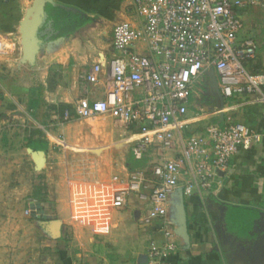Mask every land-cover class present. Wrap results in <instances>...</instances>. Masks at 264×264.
Wrapping results in <instances>:
<instances>
[{"label":"crops","instance_id":"1","mask_svg":"<svg viewBox=\"0 0 264 264\" xmlns=\"http://www.w3.org/2000/svg\"><path fill=\"white\" fill-rule=\"evenodd\" d=\"M131 2L132 0H0V53L4 52L2 48L6 49L4 54H0V181L9 176L5 173V177L1 178L2 171L10 173L11 170L19 174L16 179H13L14 174L10 175L8 181H26L23 171L28 166L25 164H29L34 171L37 169L34 151L40 150L38 146L41 140L46 142V148L42 150L44 164L54 157L49 141L52 137L50 127L58 124L65 127L86 119L76 115L73 110L78 98L103 97L104 84L102 82L98 85L89 84L83 76L100 57L109 56L111 39L108 42L104 40L107 38L108 28L131 18ZM48 7L79 14L82 18L88 19L89 23L73 32L59 33L58 29L54 30L48 24ZM241 16L244 28L240 36L251 37L258 44L256 56L246 64L247 68L254 73H264V14L260 10L250 8L243 9ZM40 32L44 38H40ZM50 34L52 39H48ZM8 49L14 52L16 49L17 52L13 55L14 53H10ZM204 80L202 78V81ZM197 98L198 94L195 91L185 116L187 125L182 130L184 137L202 132L211 123L223 125L228 119L246 122L256 130L263 129L260 104L242 103L231 111L226 110L222 115L209 116L208 112L212 111L214 105L199 103L200 106L197 107ZM59 105H66L70 110L68 120H64L63 113H59ZM201 107L206 110L205 113L200 112ZM95 116L107 117L108 120L105 126L101 123L91 125L96 133L99 134L101 131L117 133L122 137L120 141L126 143L125 139L129 134L122 127L114 126L110 115ZM29 118L34 123H31ZM11 120L19 123L10 128L7 125ZM17 125L22 126L18 144L11 136ZM90 138V145L84 147L91 148L89 151L84 150L94 156L96 153L90 152L91 149H99L100 146H105L103 149L110 147V144L97 145V135ZM58 140L56 138V142ZM28 141L33 145H28ZM179 150L176 145L166 151L165 155L171 158L177 155ZM126 167V164L122 163L113 167L111 177L114 174H125ZM111 177L110 181L115 189ZM179 180V186L170 195L168 203V217L173 220V238L177 244V252L168 258L167 264H264V232L258 233L252 239H238L226 232L221 224L230 205L252 207L264 212L262 138L255 140L247 149L240 148L231 157L227 169L218 171L213 176L211 189L186 194L183 192L184 178L180 176ZM2 195H5L4 190H0V197ZM44 196L41 208L48 204L46 194ZM29 199L28 207L36 202L33 197ZM138 204L135 197H132L126 206L129 208L125 207L121 209L123 212L112 215L114 218L118 216L115 223L108 224L111 229L109 240L103 241L100 234L91 238L97 246L93 249L94 256L89 257L87 261L83 260L84 257L80 259V256L77 259L80 261H71L73 257L67 249L68 246L60 247L59 256L64 264H133L143 260L150 241L160 242L162 234L155 223L148 226L136 220L139 214ZM180 205L186 215L187 240L179 236L176 230L179 225ZM41 208L40 210L45 212L46 208ZM53 222L58 223L55 228L58 234L54 237L57 240L52 242L60 245L62 242L58 241L64 235L61 222L50 220L43 223L47 224L48 230L52 232ZM117 232L122 234L118 236ZM179 232L184 236L183 229ZM110 234L115 237L116 245ZM77 236L74 234V238H79ZM62 241L64 243L65 240ZM106 242L110 243L109 248L105 247Z\"/></svg>","mask_w":264,"mask_h":264},{"label":"built area","instance_id":"2","mask_svg":"<svg viewBox=\"0 0 264 264\" xmlns=\"http://www.w3.org/2000/svg\"><path fill=\"white\" fill-rule=\"evenodd\" d=\"M131 5V18L112 26L109 56L100 57L83 76L89 84H104L103 97H80L73 110L82 118L110 115L113 125L129 134L125 140L135 160L153 157L145 161L147 169L112 175L111 206L124 209L135 197L140 223H155L162 234L133 264H167L177 252L168 203L180 176L186 194L209 190L213 176L227 169L240 148L264 141V73L246 65L258 44L240 36V11L257 7L264 14V0H132ZM210 69L224 100L222 113L242 103L260 104L262 130L228 119L182 135L197 84ZM62 117L69 119L68 108ZM176 145L178 154L167 157L165 152ZM39 211L33 202L25 213L35 217Z\"/></svg>","mask_w":264,"mask_h":264},{"label":"rangeland","instance_id":"3","mask_svg":"<svg viewBox=\"0 0 264 264\" xmlns=\"http://www.w3.org/2000/svg\"><path fill=\"white\" fill-rule=\"evenodd\" d=\"M250 8L259 10L257 7H246L244 10ZM242 11H240V15ZM111 27L108 28L109 36L107 35V38L104 39L107 42L110 39ZM1 50L4 52L0 54H4L6 51L4 48ZM9 52L15 55L17 51L15 49V52L11 50ZM207 72L209 73V71ZM204 79L207 82L204 80L197 84L196 105L199 107V103L212 104L214 107H212V111L208 112V115L220 114L223 107L221 104H216L213 87L209 81L210 77L205 76ZM211 82L214 84L213 78H211ZM29 121H31L30 118ZM107 122V117L93 116L82 119V121L78 120L65 127L61 124L52 126L50 127L52 137L49 141L54 157L50 161L38 165L35 171L26 163L25 165L28 167L23 171L26 181L23 182L8 181L10 175L14 174L13 179L17 178L19 174L17 171L11 170L10 173L2 171L1 178L5 177V173L9 176L0 181V190H4L5 194L0 197V264H64L59 256V248H67V246L73 257L71 261H80L77 260L79 256L80 259L84 257L83 260L87 261L89 257L94 256L93 249L97 246V243L91 238L100 234L103 241L109 240L111 229L108 224L109 222L115 223L118 216L116 215L114 218L112 215L120 213V211L123 212V210L111 208L110 205L114 190L110 181L113 167L122 163L126 164L127 169H147L149 165L145 161L153 159V157H148L145 161H137L129 152V143L120 141L122 137L119 134H112L113 132L108 131H101L98 134L91 127L94 123H101L102 126H105ZM16 123L19 122L11 120L7 126L14 128ZM31 123L34 122L31 121ZM21 135L22 126L17 125L14 132L11 133L13 141L18 144ZM96 135L98 136L97 145L110 144V147L105 148L106 150L103 149L105 146L91 149L90 152L100 153L94 156L87 152L91 147L84 146L90 145V137H96ZM56 138L59 139L57 142ZM148 174H150L149 170ZM38 185L44 189L39 195L44 198L46 194L48 204L42 206V208H46L45 212L40 210V213L34 218L27 215L25 210L28 208L29 197L33 196V188ZM35 201L37 200L35 199ZM127 208L129 207L125 209ZM137 217L136 220L140 222L139 214ZM50 220L60 221L62 224L64 235L58 241L62 242L60 245H55L52 242V240H57L54 237L58 234L55 229L58 223L51 224L52 232L48 230L47 224L43 223ZM74 234L79 238H74ZM121 234L118 233V236ZM110 236L116 245L115 237L111 234ZM78 239L80 243H78ZM109 246L110 243L106 242L105 247L109 248Z\"/></svg>","mask_w":264,"mask_h":264},{"label":"trees","instance_id":"4","mask_svg":"<svg viewBox=\"0 0 264 264\" xmlns=\"http://www.w3.org/2000/svg\"><path fill=\"white\" fill-rule=\"evenodd\" d=\"M49 12V23L52 29H58L59 33H70L75 29L87 24L88 19L82 18L79 14L61 11L59 8H47ZM58 34V32H57ZM48 39H52V34ZM40 38L45 36L39 33ZM67 108L66 105H59V113ZM40 141V140H39ZM40 150H45L46 142L41 140ZM28 145L32 146V142L28 141ZM42 191L41 186L34 187L33 198L36 199L37 205L41 208V202L44 198L39 195ZM43 198V199H42ZM40 204V205H39ZM223 229L233 234L238 239H252L258 233L264 232V212L262 210L247 207V206H234L230 205L227 207L224 216L221 220Z\"/></svg>","mask_w":264,"mask_h":264},{"label":"water","instance_id":"5","mask_svg":"<svg viewBox=\"0 0 264 264\" xmlns=\"http://www.w3.org/2000/svg\"><path fill=\"white\" fill-rule=\"evenodd\" d=\"M209 81H210V84L212 85L213 87V95H214V98L216 100V104L217 105H224V100H223V97L221 96L220 94V91L218 90V87H217V83H216V79H215V75H214V71L212 69L209 70ZM211 78H213L214 80V84L211 82ZM220 115H222V112L220 113ZM34 154H35V162L37 165H42L44 164V152L42 150H36L34 151ZM180 229H183V233H184V236L181 235V233L179 232ZM177 233L179 234V236H181L183 239L187 240V233H186V215L184 213V209L182 207V205H180L179 207V225L177 227Z\"/></svg>","mask_w":264,"mask_h":264},{"label":"bare ground","instance_id":"6","mask_svg":"<svg viewBox=\"0 0 264 264\" xmlns=\"http://www.w3.org/2000/svg\"><path fill=\"white\" fill-rule=\"evenodd\" d=\"M222 111V110H221Z\"/></svg>","mask_w":264,"mask_h":264}]
</instances>
